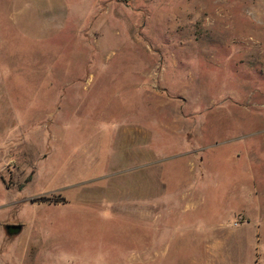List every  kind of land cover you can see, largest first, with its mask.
<instances>
[{"label":"rangeland","instance_id":"rangeland-1","mask_svg":"<svg viewBox=\"0 0 264 264\" xmlns=\"http://www.w3.org/2000/svg\"><path fill=\"white\" fill-rule=\"evenodd\" d=\"M0 264H264V0H0Z\"/></svg>","mask_w":264,"mask_h":264},{"label":"water","instance_id":"water-1","mask_svg":"<svg viewBox=\"0 0 264 264\" xmlns=\"http://www.w3.org/2000/svg\"><path fill=\"white\" fill-rule=\"evenodd\" d=\"M5 228L7 233L15 235L20 234L23 229L21 225H7Z\"/></svg>","mask_w":264,"mask_h":264},{"label":"trees","instance_id":"trees-1","mask_svg":"<svg viewBox=\"0 0 264 264\" xmlns=\"http://www.w3.org/2000/svg\"><path fill=\"white\" fill-rule=\"evenodd\" d=\"M34 201H41V202H45V201H49V198H46V197H40V198H37L36 200Z\"/></svg>","mask_w":264,"mask_h":264},{"label":"flooded vegetation","instance_id":"flooded-vegetation-1","mask_svg":"<svg viewBox=\"0 0 264 264\" xmlns=\"http://www.w3.org/2000/svg\"><path fill=\"white\" fill-rule=\"evenodd\" d=\"M9 234V233H8ZM10 235H15V234H10Z\"/></svg>","mask_w":264,"mask_h":264}]
</instances>
